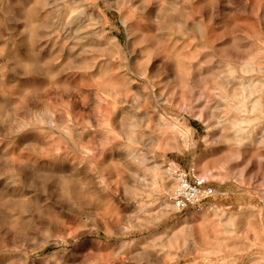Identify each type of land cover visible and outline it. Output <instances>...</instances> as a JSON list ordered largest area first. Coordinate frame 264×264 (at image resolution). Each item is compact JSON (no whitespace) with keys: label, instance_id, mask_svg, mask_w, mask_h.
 <instances>
[{"label":"clouds","instance_id":"1","mask_svg":"<svg viewBox=\"0 0 264 264\" xmlns=\"http://www.w3.org/2000/svg\"><path fill=\"white\" fill-rule=\"evenodd\" d=\"M0 264H264V0H0Z\"/></svg>","mask_w":264,"mask_h":264}]
</instances>
